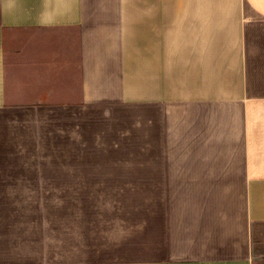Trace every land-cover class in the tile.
I'll use <instances>...</instances> for the list:
<instances>
[{
	"label": "crops",
	"instance_id": "crops-1",
	"mask_svg": "<svg viewBox=\"0 0 264 264\" xmlns=\"http://www.w3.org/2000/svg\"><path fill=\"white\" fill-rule=\"evenodd\" d=\"M28 167L70 187L0 201L135 199L70 252L0 210V264H264V0H0V185Z\"/></svg>",
	"mask_w": 264,
	"mask_h": 264
},
{
	"label": "rangeland",
	"instance_id": "rangeland-1",
	"mask_svg": "<svg viewBox=\"0 0 264 264\" xmlns=\"http://www.w3.org/2000/svg\"><path fill=\"white\" fill-rule=\"evenodd\" d=\"M39 169V167L11 169L17 173L15 175H23L19 179H30V182L0 185V189L2 188L4 191L31 190L37 194L42 193L38 191L53 189L56 186L70 187V182L38 181L44 176L39 173ZM134 195L135 193L9 199L0 201V210L1 213H6L9 209L10 213L17 219L18 224H26V229L30 226L34 228L38 222H43L50 230L52 252L57 251L59 246L61 249L64 248L70 252L74 248L75 236L80 237L84 235L85 231L104 227V220L108 214L116 207H124L123 203L128 200L135 199ZM59 236L60 239L65 237V240L62 239L63 243L60 242L58 245L57 237Z\"/></svg>",
	"mask_w": 264,
	"mask_h": 264
}]
</instances>
